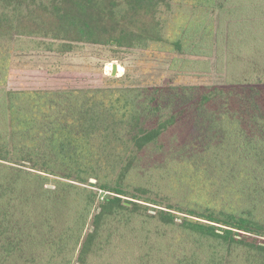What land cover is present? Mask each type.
<instances>
[{
    "label": "trees",
    "instance_id": "trees-1",
    "mask_svg": "<svg viewBox=\"0 0 264 264\" xmlns=\"http://www.w3.org/2000/svg\"><path fill=\"white\" fill-rule=\"evenodd\" d=\"M80 45L170 55L179 76L216 58L230 79L5 90L15 55ZM261 60L264 0H0V264H264Z\"/></svg>",
    "mask_w": 264,
    "mask_h": 264
},
{
    "label": "rangeland",
    "instance_id": "rangeland-1",
    "mask_svg": "<svg viewBox=\"0 0 264 264\" xmlns=\"http://www.w3.org/2000/svg\"><path fill=\"white\" fill-rule=\"evenodd\" d=\"M232 25V24H231ZM229 26L226 39L233 42L235 27ZM191 29H186L189 34ZM232 32V33H231ZM229 37V38H228ZM193 48L192 50H194ZM172 56L160 54L153 51L119 49L115 46L98 47L93 45H80L72 53L66 55L32 53L27 55H15L11 62L10 77L5 90L13 91H51V90H81L105 88L109 80L113 78L121 79V83L126 86L137 87H170V86H208L224 87L230 77L226 72H216V58L210 59L209 75H176L169 71V64ZM264 60L258 62L263 64ZM117 64V75L111 77L112 64ZM222 67V66H221ZM223 69V67H222ZM108 71H110L108 73ZM195 131L201 134H211L215 128L209 126V121L198 118ZM195 132V134H196ZM182 158H187L185 153L179 154ZM139 171V170H138ZM137 173V170H136ZM187 173L192 174L191 171ZM149 187L161 189L165 181L161 180V173L151 172L148 174ZM160 177V181L158 180ZM195 180L194 178H192ZM93 180V179H92ZM91 180V181H92ZM195 181H192V184ZM92 183V182H91ZM95 183V180H94ZM49 185L48 188H52ZM190 194L192 199L204 202L206 199V189L201 185L191 186ZM168 188H173L176 192L175 183L171 182ZM106 193H99V200L106 196ZM149 208L148 213L154 214ZM96 210V208H95ZM112 227V225H110ZM90 228V224H89ZM141 241L148 250V253L155 251L156 241L155 230L146 226L141 234ZM163 253L157 254L162 256ZM77 263V262H76ZM79 264V263H77Z\"/></svg>",
    "mask_w": 264,
    "mask_h": 264
},
{
    "label": "water",
    "instance_id": "water-1",
    "mask_svg": "<svg viewBox=\"0 0 264 264\" xmlns=\"http://www.w3.org/2000/svg\"><path fill=\"white\" fill-rule=\"evenodd\" d=\"M110 75L111 77H115L117 75V64H112V70ZM91 182L94 183V180H92Z\"/></svg>",
    "mask_w": 264,
    "mask_h": 264
},
{
    "label": "built area",
    "instance_id": "built-area-1",
    "mask_svg": "<svg viewBox=\"0 0 264 264\" xmlns=\"http://www.w3.org/2000/svg\"><path fill=\"white\" fill-rule=\"evenodd\" d=\"M110 71H108V73H109Z\"/></svg>",
    "mask_w": 264,
    "mask_h": 264
}]
</instances>
